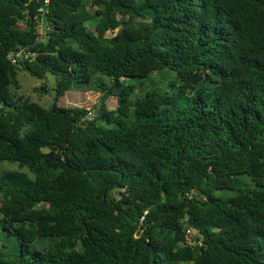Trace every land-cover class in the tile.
<instances>
[{"label": "trees", "instance_id": "1", "mask_svg": "<svg viewBox=\"0 0 264 264\" xmlns=\"http://www.w3.org/2000/svg\"><path fill=\"white\" fill-rule=\"evenodd\" d=\"M4 162L0 264H264V0H0Z\"/></svg>", "mask_w": 264, "mask_h": 264}, {"label": "rangeland", "instance_id": "2", "mask_svg": "<svg viewBox=\"0 0 264 264\" xmlns=\"http://www.w3.org/2000/svg\"><path fill=\"white\" fill-rule=\"evenodd\" d=\"M91 1V0H87ZM21 29L26 28L25 22H21L19 24ZM38 34L42 36L44 39L45 36V27L41 23L37 29ZM168 76L159 77L156 79L157 86L163 88L167 83L166 78ZM57 78L55 75L48 73L44 79H38L36 77L31 76L30 74L20 71L18 73V86L19 88L13 89V92L17 97H24L29 99L33 103H38L46 109H50L53 105L57 104L60 108H80L86 109L87 111L94 112V108L96 106L101 105V94L95 90L88 91H69L65 96L59 98L56 103L57 98ZM164 89V88H163ZM103 106L108 111H116L118 108V101L116 98L111 97L108 99ZM5 171H22L33 177L32 173L24 168L21 169L18 163L4 162L0 165V175ZM47 208L45 206L38 207L35 211L22 215L19 218V221H22L26 224L35 222L42 216V213ZM198 235L195 231L190 230L187 235V239L190 243L197 242Z\"/></svg>", "mask_w": 264, "mask_h": 264}, {"label": "built area", "instance_id": "3", "mask_svg": "<svg viewBox=\"0 0 264 264\" xmlns=\"http://www.w3.org/2000/svg\"><path fill=\"white\" fill-rule=\"evenodd\" d=\"M48 2H49V0H46V3H48ZM40 39L42 40V36L41 35H40ZM29 57H30V54H28L26 52V50L24 49V50H21L20 52H17L15 54L10 55L8 59L15 65L18 62H20L21 60H23V59L26 60ZM188 232H190V231H188Z\"/></svg>", "mask_w": 264, "mask_h": 264}, {"label": "water", "instance_id": "4", "mask_svg": "<svg viewBox=\"0 0 264 264\" xmlns=\"http://www.w3.org/2000/svg\"><path fill=\"white\" fill-rule=\"evenodd\" d=\"M98 109H101V105L98 106ZM140 236V233H138L137 238Z\"/></svg>", "mask_w": 264, "mask_h": 264}]
</instances>
